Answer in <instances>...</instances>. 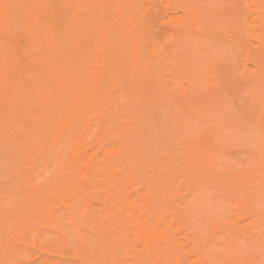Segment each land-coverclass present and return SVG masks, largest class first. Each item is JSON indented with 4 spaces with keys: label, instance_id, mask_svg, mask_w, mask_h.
Here are the masks:
<instances>
[{
    "label": "rangeland",
    "instance_id": "obj_1",
    "mask_svg": "<svg viewBox=\"0 0 264 264\" xmlns=\"http://www.w3.org/2000/svg\"><path fill=\"white\" fill-rule=\"evenodd\" d=\"M0 264H264V0H0Z\"/></svg>",
    "mask_w": 264,
    "mask_h": 264
}]
</instances>
